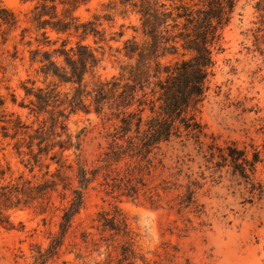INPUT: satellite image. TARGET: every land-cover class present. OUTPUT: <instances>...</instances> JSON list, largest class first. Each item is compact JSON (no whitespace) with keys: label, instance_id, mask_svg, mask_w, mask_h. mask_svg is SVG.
<instances>
[{"label":"rangeland","instance_id":"obj_1","mask_svg":"<svg viewBox=\"0 0 264 264\" xmlns=\"http://www.w3.org/2000/svg\"><path fill=\"white\" fill-rule=\"evenodd\" d=\"M102 1L82 5L78 14L91 18L102 11ZM258 1L238 0L230 22L219 30L220 40L212 47L215 65L197 112L207 133L202 140L215 137L223 147L235 143L247 150L249 160L258 151L256 169L247 166L248 176L242 177L230 159L208 161V152L202 153L197 137L182 129L179 137L174 135L171 142L155 146L148 158L127 155L111 170L101 169L86 192V205L76 224L89 228L99 211L114 212L118 207L128 217L132 239L89 228L92 234L83 242L79 227L77 237L68 238L62 258L75 264H264V25ZM3 4L15 13L18 24L0 23V99L5 100L0 119L4 112H15L31 123L35 116L22 85L28 79L42 85L38 64L30 61V49L37 45V32L30 21L33 3L3 0ZM135 26H140L136 14L117 15L114 21H103L107 42L96 44L89 38L104 58L98 69L102 78L121 70L125 58L115 50L135 34ZM25 28L29 30L24 32ZM121 30L123 36L117 34ZM115 33L116 40L110 39ZM191 55L188 52L186 58ZM66 123L73 135H85L84 158L92 168L93 160L111 150V135L121 134L120 122L96 112L72 113ZM1 125L0 121L1 162L14 175L27 172L23 163L27 156L16 152L15 141L3 136ZM142 133L143 129L141 133L134 129L118 141L137 155ZM131 137L133 149L129 148ZM12 220L16 228L0 224V264H26L30 244L46 242L49 226L32 209L13 211ZM126 244L133 246L136 258L121 259Z\"/></svg>","mask_w":264,"mask_h":264},{"label":"trees","instance_id":"obj_2","mask_svg":"<svg viewBox=\"0 0 264 264\" xmlns=\"http://www.w3.org/2000/svg\"><path fill=\"white\" fill-rule=\"evenodd\" d=\"M22 1L33 3L30 21L37 32V45L30 49V61L38 64L36 72L42 77V85L37 86L36 79L22 85L35 116L31 123L15 112H4L0 119L3 136L15 141L19 155L27 156L23 160L27 172L18 175L0 160V224L16 228L12 212L25 209L42 215L48 224L46 242L30 244L26 264H75L61 256L68 238L77 237L79 227L83 242L92 234L89 228L110 231L130 241L128 217L118 207L114 212L99 211L89 228L81 222L76 224L86 205V192L101 169L111 170L127 155L148 158L155 146L171 142L174 135L179 137L182 129L197 137L202 153L208 152V161L230 159L235 173L242 177L248 176L247 166L256 169L258 151L249 160L247 150L234 142L223 147L215 137L209 142L202 140L207 133L197 118L215 65L212 47L220 40L219 30L230 22L238 0H104L102 11L88 19L78 10L92 0ZM257 11L264 25V0L257 2ZM129 14L138 16L140 26H135V34L115 50L125 58L119 73L102 78L98 69L104 58L88 40L107 42L103 21ZM0 23L9 27L18 24L17 16L3 0ZM117 34L123 36L124 31ZM188 52L192 55L186 58ZM4 104L0 99V106ZM80 111L120 122L122 137L111 135V150L93 160V168L84 158L85 135H73L66 123L70 114ZM134 129L138 133L143 129L145 135L139 139L137 155L123 149L118 141ZM131 139L129 148L133 149ZM122 254V260L136 258L131 244L122 246Z\"/></svg>","mask_w":264,"mask_h":264}]
</instances>
